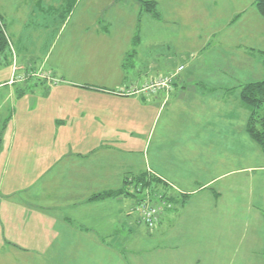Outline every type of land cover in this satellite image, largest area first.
Listing matches in <instances>:
<instances>
[{
	"label": "rangeland",
	"instance_id": "1",
	"mask_svg": "<svg viewBox=\"0 0 264 264\" xmlns=\"http://www.w3.org/2000/svg\"><path fill=\"white\" fill-rule=\"evenodd\" d=\"M235 1H197L199 8L203 5L211 11L206 15L193 12V6L182 0L178 14L171 9L170 17L161 19L141 9L137 0H0V20L7 37L6 47L0 51V171L5 165L4 152L10 148L14 155L8 158L6 181L15 191L8 199L3 189L0 193V264L60 262L56 258L68 245L58 244L56 234L66 231L71 223L63 215L56 218L53 212L45 213L44 205H36L38 199L31 198L21 208L26 202L24 190L35 187V191L39 184L38 177L36 186H31L36 175H31L30 181L28 174L38 172L48 180L57 161H69L90 145L109 148L108 158L105 154L98 157L109 161L107 184L120 179L123 188L132 176L136 184L137 176L143 177L139 172L147 167L154 171L157 166L196 177L198 182L213 178L207 190L221 192L219 204L231 201L240 207L237 214L248 218L238 220L237 229L264 232L260 216L264 213H247L245 207L264 205V167H257L264 166V154L245 129L249 109L240 97L244 84L263 77L262 68L255 63L260 55L258 51L250 53L253 68L246 71L243 64L238 67L235 59L233 64L229 60L231 52L236 53L235 45H230L234 42L264 51V19L252 17L255 12L259 15L254 0H239L246 6L245 18L227 27L225 16ZM239 29L249 35L238 33ZM170 75L168 87L173 86L174 96L161 90L156 98L148 95L158 87L155 81ZM117 78L125 79L119 83L120 90L136 94L124 99L102 97L98 107L108 109L110 122L103 118L101 128L93 118L84 117L86 123H82L78 115L81 125L69 126V108L79 109L83 115L87 109L103 116L95 102L87 99L89 92L83 87L110 86ZM21 168L26 170L25 177L20 175ZM64 179L53 178L57 193L65 189L59 181L68 184V191L75 183L70 177ZM4 204L9 216L6 223ZM133 204L134 217L142 221L137 203ZM95 212L99 214L95 216L112 215L108 234L97 230L94 223L90 230L99 232L100 242L91 241L89 250V244L84 243V251L86 248L95 264H113L112 259L120 264H153L149 239L129 243L122 234H115L116 227L111 224L117 216L115 209ZM12 215V223L17 224L13 231L8 226ZM122 219L117 216L116 220ZM146 226L141 224L144 234L149 229ZM241 239L240 233L237 242ZM78 243L81 248L83 244ZM256 244L251 241V250ZM70 248L74 250L75 243ZM245 254L238 250L236 264ZM215 256L208 246L200 261L210 264L213 258L214 264H228ZM246 256L250 257L243 263L264 264V254ZM156 260V264H165ZM87 262L90 264L89 259Z\"/></svg>",
	"mask_w": 264,
	"mask_h": 264
},
{
	"label": "crops",
	"instance_id": "2",
	"mask_svg": "<svg viewBox=\"0 0 264 264\" xmlns=\"http://www.w3.org/2000/svg\"><path fill=\"white\" fill-rule=\"evenodd\" d=\"M154 1L158 6L157 8L158 15L160 16L159 18H161L162 16L161 19H167L168 17H170L171 9L178 14V9H182L184 5V3L181 5L182 0ZM197 1L199 0H187L188 5L193 6L192 11L200 14H210L211 11L205 9L203 5L201 8L195 5ZM213 4H216V1H214ZM252 4L254 5V1ZM214 12L215 14H218L216 13V11ZM255 13L251 14L253 18H255L256 16H260L258 18L264 19V17L261 16L258 12L257 14L259 15H256ZM245 14L246 6H244L243 3L239 2V0L235 1L234 6L229 10L228 15L225 16V18L228 19L227 27L234 26V24L238 21H243V19L245 18ZM238 33H241L244 36L249 35V31H245L244 29H239ZM259 37L263 38V35L259 34ZM230 45H235L236 49H239L238 51L233 48L236 53L233 55L231 52L229 56V60H232L230 61L231 64H233L235 59V61L239 63L238 67H241L240 64H243L242 68L244 71H246L252 63V61L248 60L251 58L250 53L258 51L260 55V61H255V63L257 65L256 67L261 70V52H264L263 50L253 48L252 46L249 47V45L247 44H240V42H234V44ZM251 68H253V66H251ZM122 80L124 81L125 79ZM122 80L121 78H117L116 81H111V84H109L110 86L103 85L101 86V88H99L97 84L90 85L89 87H83L84 89L82 90H86L85 92H89L85 94L86 97H88L87 99L95 102V104L97 105V109L101 111L103 116L101 117V115L92 113L93 111L91 112L87 109H84V116L83 114H81V112H79L81 110L69 108V110L66 111V114H69L70 118L72 119L69 126L72 127L73 124H75V126H79V124L81 125V123H79L81 122L80 120H83L82 123L85 124V119L91 118L98 121L100 123L99 127L101 128L103 118L107 123H109L110 114L108 112V109L103 110L101 107H98V104L103 102L102 97L104 99H124V97L126 98L128 96H134L136 94L133 93L135 91L120 90L119 83H123ZM180 80L182 79L179 78V81ZM160 90L161 92L167 93L169 96H174L175 94L173 86L172 88L168 86H158L156 90L153 91V93H149L148 95L154 96L156 98L159 95L158 93ZM137 91L139 90L137 89ZM144 95L146 96V94ZM95 109L96 108L94 107V112H96ZM78 115H80V120L76 119ZM57 122L58 121H55V123ZM82 138H86V136L84 135ZM12 144L13 143L11 142L10 145ZM84 149V154H82L83 152L78 153L75 155V157L69 159V161H57L58 163L56 162L54 166L55 170L53 172V175L48 180L46 179V175L39 176L38 172L37 174H28V178H30V181H32L31 175H36V179L33 183L30 184L31 186L34 185L38 177L39 184L37 185L35 191H33L35 187L24 190L26 202L22 203V209L25 207L27 201H29L31 198L38 199L39 201L35 203L37 206L44 205L46 207L44 209L45 213L53 212L52 215H54L56 218H61V216L63 215L66 220H69V222L71 223V227H74V230H68L69 228H71L69 227L66 229V231L56 234V241L58 244L68 245V248L64 247L62 253L59 255V257L56 258L57 261H60L58 264H66L68 262H71V264H89L87 262V259H89L90 264H95V262L91 260V255H88L90 253H86V248L84 251V243L86 245L89 244V250L91 249V241L100 242V237L98 234L99 232L90 230L91 226L94 225V223L97 230H100V232L102 233L103 231H105V234H108L110 223L109 217H112V215L105 214L104 216H95L99 215L95 211H110V209H115V211L117 212V216H121V218H123L121 221H118L116 220L117 216H113V223L111 224H114V227H116L115 234L117 232V234H122L124 240L128 239L129 243L135 244L137 241L148 239L150 242H152V245L149 247L150 250H148V252L149 258L154 260L153 264H156V259L165 261V264H187L188 262H191L193 260L197 261V263L199 264L201 263L200 256L202 255V251H204L205 253V250L208 246L211 247L213 253H216L217 256L215 257H217L218 259H223L228 264H236V257L239 249H241L246 254H264V232H256V230L249 231L250 229H242V231H240L239 229H237V221L240 219L248 220V218L246 214H243L242 216L237 214L238 212H240V207L234 205L235 203H232L230 200V202H227L225 205L219 204V200L221 199V192L214 189H212L211 191L207 190L209 188L208 185H210V182L213 180V178L207 181L198 182L196 177H187L184 175V173L177 172L176 170L168 172L166 169L160 166H157V170L154 171L151 169V167H147L146 171L142 173L139 172V174H142L143 176L145 175V178L151 180V184L149 185V187L152 188L155 192L168 191L173 196V202L170 208H167L159 215L160 217L158 219V226L154 230H149L146 228L147 233H142L141 224L143 226H146V224L143 221L139 220V216H135L136 218L134 217V206L132 207V205H134L133 203L137 201L135 197H130L128 195H125L124 193H121L116 196H111L104 199H89V197H91L93 193L105 191L108 189H120L121 185L119 182L120 179H118V182H112L113 184H107L108 181H110L111 176L108 172V166L110 165L109 161H106L105 159H103V157L98 158L103 154H105V158H108L109 148L107 145L100 144L99 147L90 145L88 148ZM20 153L21 152L18 151L17 155L19 156ZM97 154L98 156L96 159L95 155ZM11 155H14V152L10 151V148L6 152H4L3 156H6L5 165L3 171H0V193L3 189V193L6 199L9 198V195H11L10 193L15 192L14 190H10L12 187H9V182L6 181V172L9 165L8 158ZM12 158L13 160L15 159V157ZM262 160L264 162V159ZM98 167H100V169H98ZM257 167L260 168L264 166ZM22 168L20 170V175L25 177L27 173L26 170H22ZM61 177L62 181H65L64 178L70 177L71 181L73 180L75 181V183L71 184L68 191V184L66 182L59 181V184L63 183L65 189H63L62 193H57V182H55L53 178L57 179ZM215 178L216 177H214V179ZM134 181L135 177L132 176L122 189H129L130 185H135ZM38 188H40V190ZM208 198L210 199L208 200ZM5 207L6 206L4 204V209L2 211L4 216V223H6L9 217L4 212ZM245 207L247 213L252 212V210H255L258 213L259 211L264 213L263 204L262 207H253V204H247ZM260 216L264 220V214H260ZM13 218L14 215H12V219L10 221V224L8 225L9 227H11L12 231L14 226L17 225L15 221L14 223H12ZM120 229H124V232H121ZM126 229L128 231L127 233ZM113 233L114 231L112 232V234ZM238 233L242 234V239L240 242H237L239 235ZM251 241L259 243L256 244L254 250H251ZM78 242H81L83 244L81 248L76 246L77 244H79ZM71 243H75L74 250L70 248ZM238 243L240 246H238ZM216 246H218V248ZM134 253H139V251H136ZM246 254L242 256L240 264H246L243 263V261L247 260L250 257L246 256ZM135 257H133V261H136ZM112 261L113 264H120L115 259H112ZM211 261H213V258H211L210 264H214V262ZM138 262H140L139 259ZM237 264H239V262Z\"/></svg>",
	"mask_w": 264,
	"mask_h": 264
},
{
	"label": "trees",
	"instance_id": "3",
	"mask_svg": "<svg viewBox=\"0 0 264 264\" xmlns=\"http://www.w3.org/2000/svg\"><path fill=\"white\" fill-rule=\"evenodd\" d=\"M140 3L141 9L151 11L155 16H158L156 3L154 0H137ZM143 4V8H142ZM254 5L257 12L264 17V0H254ZM7 37L0 20V51L6 47ZM261 62L263 68V77L260 80L248 82L243 85L240 97L242 102L249 109V115L245 124V129L248 135L260 146L264 153V52H261ZM0 127V144L1 132ZM135 185H130L129 189H108L105 191L93 193L89 199H104L118 194H131L137 199V205L144 204L147 208L155 209L157 218L170 208L173 202V196L168 192H155L149 187L151 180L148 178L138 177Z\"/></svg>",
	"mask_w": 264,
	"mask_h": 264
},
{
	"label": "built area",
	"instance_id": "4",
	"mask_svg": "<svg viewBox=\"0 0 264 264\" xmlns=\"http://www.w3.org/2000/svg\"><path fill=\"white\" fill-rule=\"evenodd\" d=\"M181 67H178V69ZM171 76H166L160 78L159 80L154 82V85L157 86H169V82L171 80ZM155 90V89H154ZM137 212L140 215L141 220L148 226L149 229H153L156 227L158 218L155 209L147 208L144 204H139L136 206Z\"/></svg>",
	"mask_w": 264,
	"mask_h": 264
}]
</instances>
